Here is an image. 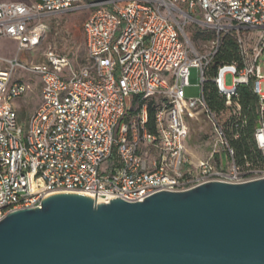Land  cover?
I'll list each match as a JSON object with an SVG mask.
<instances>
[{
  "label": "built area",
  "instance_id": "built-area-1",
  "mask_svg": "<svg viewBox=\"0 0 264 264\" xmlns=\"http://www.w3.org/2000/svg\"><path fill=\"white\" fill-rule=\"evenodd\" d=\"M88 10L82 25L86 61L76 66L52 49L39 64L0 56V222L41 209L58 194L85 193L98 204L122 198L144 202L158 192L183 193L207 183L241 185L264 180V0H38L0 3V40L32 52L57 14ZM215 39L198 50L187 30ZM235 34L241 67L223 66L213 82L232 107L237 87L253 82L259 103L255 141L261 167L238 166L222 117L208 108L203 87L222 38ZM199 71L201 95L187 98L190 69ZM23 70L41 80L42 103L20 122L14 101L31 85L15 78ZM233 85L226 86V76ZM143 103L127 123V98ZM162 99L148 130L146 102ZM228 114V113H227ZM204 116L218 141L207 159L188 152L187 122ZM229 116V114H228ZM228 165L224 166L222 154ZM104 168V170H102Z\"/></svg>",
  "mask_w": 264,
  "mask_h": 264
},
{
  "label": "water",
  "instance_id": "water-1",
  "mask_svg": "<svg viewBox=\"0 0 264 264\" xmlns=\"http://www.w3.org/2000/svg\"><path fill=\"white\" fill-rule=\"evenodd\" d=\"M0 264H264V180L141 203L54 195L0 222Z\"/></svg>",
  "mask_w": 264,
  "mask_h": 264
},
{
  "label": "rangeland",
  "instance_id": "rangeland-1",
  "mask_svg": "<svg viewBox=\"0 0 264 264\" xmlns=\"http://www.w3.org/2000/svg\"><path fill=\"white\" fill-rule=\"evenodd\" d=\"M7 1H21L31 3L34 0H0V2ZM88 10H79L70 13H61L50 17L47 23L50 25V33L48 34L45 42L34 49L32 52H19L17 51L16 44L8 39L0 40V56L8 59L18 57L20 60L28 61L29 63L39 64L43 60V54L52 49L59 55L67 56L78 67L86 61V46L85 38L82 31V25L88 18ZM194 27L187 30V36L190 40L193 37ZM194 41V40H193ZM196 47L205 49L200 43L194 41ZM261 75L264 77V55L260 62ZM190 87L186 89L187 98H197L201 95V88L199 86V71L198 68L193 67L190 69ZM15 78L20 79L31 85L27 93L14 101V107L19 112L20 122L26 126L30 116L40 107L42 103L41 95V80L38 76L18 70L15 73ZM233 85V77L228 74L226 76V86ZM262 92L264 93V82L262 83ZM155 103L159 101L155 100ZM128 109L131 108L127 123L130 124L136 118L140 111L139 106L133 105V98H127ZM228 114L220 119V122L225 121ZM189 127L190 138L188 140L189 154L191 157H196L198 160H204L209 157L214 149L215 143L218 138L214 135L211 125L207 122L204 116H200L197 121L187 122ZM224 166L228 165V157L225 152L222 154ZM104 170V168H102Z\"/></svg>",
  "mask_w": 264,
  "mask_h": 264
},
{
  "label": "trees",
  "instance_id": "trees-1",
  "mask_svg": "<svg viewBox=\"0 0 264 264\" xmlns=\"http://www.w3.org/2000/svg\"><path fill=\"white\" fill-rule=\"evenodd\" d=\"M215 37L216 34L214 32L193 31L191 41L193 43L196 41L202 46H206ZM194 45L196 47L195 43ZM197 49L203 51V49ZM229 65H236L238 68L241 67V58L235 34L223 36L221 48L207 69L208 79L203 87L207 106L217 117H222L227 113L229 114L223 126L227 140L234 150L235 160L238 166L245 167L246 165H250L253 168L261 167L263 165L262 153L258 149L255 141V132L259 124V103L252 89L253 82L250 81L248 86L240 85L237 87L236 96L232 97V107L226 106V97L218 92L213 82L218 69ZM158 101L159 103H155L154 100L146 102L148 110L147 127L151 133H156L155 116L157 109L163 105L162 99ZM133 105L139 106V109H141L143 103L138 98H134ZM130 113H132L131 110L129 115Z\"/></svg>",
  "mask_w": 264,
  "mask_h": 264
},
{
  "label": "crops",
  "instance_id": "crops-1",
  "mask_svg": "<svg viewBox=\"0 0 264 264\" xmlns=\"http://www.w3.org/2000/svg\"><path fill=\"white\" fill-rule=\"evenodd\" d=\"M36 2H38V0H34L33 2H31V3H25V2H21V1H7V2H0V3H23V4H27V5H30V4H33V3H36ZM14 43V42H13ZM18 112V111H17ZM18 114H19V112H18ZM19 118H20V116H19ZM188 152H189V146H188ZM190 155V154H189ZM194 160H198V158L197 159H195L196 157L194 156V157H192ZM200 160V159H199Z\"/></svg>",
  "mask_w": 264,
  "mask_h": 264
},
{
  "label": "bare ground",
  "instance_id": "bare-ground-1",
  "mask_svg": "<svg viewBox=\"0 0 264 264\" xmlns=\"http://www.w3.org/2000/svg\"><path fill=\"white\" fill-rule=\"evenodd\" d=\"M79 195H82V196H84V197H87V198H90V199H92V197H91L90 195H88V194H85V193H79Z\"/></svg>",
  "mask_w": 264,
  "mask_h": 264
}]
</instances>
